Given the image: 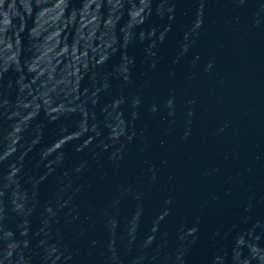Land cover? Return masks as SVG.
<instances>
[{"label":"water","instance_id":"obj_1","mask_svg":"<svg viewBox=\"0 0 264 264\" xmlns=\"http://www.w3.org/2000/svg\"><path fill=\"white\" fill-rule=\"evenodd\" d=\"M0 264H118L91 0H0Z\"/></svg>","mask_w":264,"mask_h":264}]
</instances>
